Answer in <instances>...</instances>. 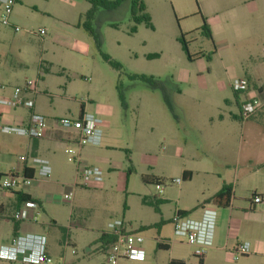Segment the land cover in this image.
Wrapping results in <instances>:
<instances>
[{
    "label": "rangeland",
    "instance_id": "1",
    "mask_svg": "<svg viewBox=\"0 0 264 264\" xmlns=\"http://www.w3.org/2000/svg\"><path fill=\"white\" fill-rule=\"evenodd\" d=\"M143 1L153 27L134 21L131 0L115 8L99 5L92 17L87 15L93 6L91 0H18L11 20L20 31L3 25L0 6V85L37 80L35 106L37 101L42 112L53 116L48 118L54 126V118L76 120L82 102L89 111H104L103 144L85 146L81 161L101 169V183L76 185L75 162L59 153L63 164L66 162L65 176L53 171L46 179L36 173L30 184H41V197H53L45 204L47 212L41 209L38 214L50 245L53 243L51 263L63 259L58 241L61 231L48 225L50 217L55 215L59 224L65 223L74 205L75 219L82 225L72 231L80 244L75 248L76 255L68 248L65 259L110 264L101 246L90 256L83 249L101 230H107L108 222L121 219L128 230H139L147 237L144 246L149 260L141 264H170L171 257L185 264H264V255L256 248L257 241H264L261 215L251 214L243 221L239 239L251 244V252L238 260L224 251L215 258L208 254L202 263L193 254L194 248L185 243L173 242L167 249L158 247L156 241L159 237L174 238L169 219L179 197L188 205L194 204L201 194L215 192L226 181L233 187L235 205L241 206L250 202L255 185L264 183V167L252 173L257 165L249 162L256 160L257 146L253 142L259 145L261 140L255 138L248 144L241 128L248 119L231 117L238 108L230 86L234 78L264 71V0ZM204 20L213 30L212 38L202 31ZM86 22H90L97 38L85 27ZM134 26L137 28L132 32ZM182 32L191 59L182 48ZM152 53L160 56L148 58ZM103 54L119 61L121 69L112 67ZM130 74L155 76L165 88L152 87ZM261 98L264 101V92ZM170 100L176 105L174 113L168 107ZM262 108L252 120L264 127ZM0 112L28 113L24 121L30 114L23 107L1 104ZM220 114L224 117L219 118ZM22 122L0 118V125ZM22 142L15 134L0 132L2 178L18 163L22 172L26 162L21 156L29 157L31 164L32 155ZM184 169L192 173L188 181L182 176ZM177 178L180 183L174 181ZM156 184L163 186V193ZM70 191L73 198L69 201L64 196ZM15 192L0 185V205L4 204L3 209L0 207V245L12 235L8 219L14 213ZM163 197L167 199L161 200ZM190 209L187 215L200 216ZM0 264L9 262L0 259ZM118 264L139 263L127 260Z\"/></svg>",
    "mask_w": 264,
    "mask_h": 264
},
{
    "label": "built area",
    "instance_id": "2",
    "mask_svg": "<svg viewBox=\"0 0 264 264\" xmlns=\"http://www.w3.org/2000/svg\"><path fill=\"white\" fill-rule=\"evenodd\" d=\"M18 0H0L1 22L5 26H11L15 31L21 28L11 20L13 9ZM43 33V31H41ZM234 92L240 93L239 116L242 120L250 119L253 114L260 110L264 102L258 91L252 86L248 78L237 77L231 84ZM39 94L38 81L26 79L23 83L9 86L0 85V104L10 107H23L30 110L29 117L22 125L3 124L0 125V132L4 134H15L17 136L40 139L46 136L51 128L64 130H77L74 142L66 143L65 152L69 161L78 165L76 185L95 186L103 181L101 169L95 165H83L81 163V150L87 145L99 146L103 141V119L90 111L84 110L76 120L66 117L54 118L55 126L47 116L38 113L35 108V97ZM60 129V128H59ZM27 167H34L42 178H48L52 174V167L47 158L32 156L31 164L29 157L21 156ZM24 173L18 175L11 172L9 175L0 178V185L3 189L18 190L23 185L27 186L34 180ZM180 183L181 179L174 180ZM156 189L163 193V186L156 184ZM72 193L65 194L66 200H72ZM263 198L258 193L252 194L254 204L261 203ZM39 204L34 200L23 202L22 206L14 213L13 219L16 222L38 223ZM173 225V237L176 242L185 243L194 248L193 254L202 259L208 249L214 246L218 224V210L216 207L206 204L201 209L199 217H191L180 210H176L171 218ZM106 234L112 237V241L106 248L107 259L110 264H118L122 260L144 261L147 257V250L144 243L147 237L139 230H128L126 223L121 219H114L107 224ZM180 239V240H177ZM159 243L164 240L157 239ZM48 239L42 233L17 234L12 237L8 244L1 245L0 259L9 264H52V258L47 252ZM66 243L69 245L67 236ZM251 252V244L247 241L239 242L231 251L232 259L238 260L240 256L248 255ZM75 253V250H73Z\"/></svg>",
    "mask_w": 264,
    "mask_h": 264
},
{
    "label": "crops",
    "instance_id": "3",
    "mask_svg": "<svg viewBox=\"0 0 264 264\" xmlns=\"http://www.w3.org/2000/svg\"><path fill=\"white\" fill-rule=\"evenodd\" d=\"M212 34H213V30H212ZM260 72L261 71H258V73H256V71H255L254 73L248 75L247 78L250 81V83L252 84V86L255 87V89L258 91L259 96L261 98V93L264 92V71H262L261 73ZM231 84H232V81L230 83V86H231ZM233 94H234V102L236 103V106L238 108V113H232L231 117L233 119H236L235 116L239 117L240 102L242 99V95L240 93L234 92V90H233ZM225 101L227 103H231L229 98H226ZM262 101H263V99H262ZM172 102L170 100V105H168V104L167 105H168L169 109L174 113V111L176 109V105L174 104V102L172 104ZM263 107H264V105H263ZM81 108L83 111L84 110L89 111L87 104L85 102H82ZM262 109L263 108L258 110L255 114H253L251 116L250 120L248 119L247 121L243 122L244 125H242V127H241L242 131H243V137L247 138L246 142L248 144H251V142L255 141V138H257V141L261 140V143L259 145L255 144L253 142V145L255 147L257 146L256 147L257 148L256 160L255 161H249V162L250 163L251 162L256 163V165H257L256 169L257 170L252 171V173H258V172H260L261 168L264 167V127L259 122H257V120L256 121L252 120V118L256 117L257 115H259L261 113ZM34 110H38L39 112H41L45 116H47L49 118H53L52 115H49L48 113L42 112L41 107L38 105L37 101H36V106H35ZM90 112H92V111H90ZM93 113L99 115L102 118L103 117L102 114L104 113V111L102 108H98ZM26 114H28V113L20 112L19 114H16V115H7V114L0 112V115H1L0 118L6 119L9 121H13V120L14 121H18V120L21 121L22 119L24 120L26 118V116H27ZM80 114H81V109H80ZM223 117L224 116L222 114L219 115V118H223ZM211 120L212 121L214 120V116L211 117ZM76 131L77 130H70V129L64 130L61 128L59 129V128L54 127V128H51L50 130H48L45 137L40 138V139L27 138V137H22V136H17V135L16 136L23 139L22 144L28 150L30 155L47 158L50 161V164L52 167V173L54 171V172H56L57 176L62 177V176H65V174H66V165H65L66 162L63 164L62 159L59 158V153L60 154L61 153L66 154V152H65L66 143L69 142L72 144V142H74V138L76 137ZM102 144H103V141L99 146H101ZM259 146H261V147H259ZM83 149L81 150V154H80L81 160H82ZM253 150H254V148H253ZM25 166H27V164H25L23 166L22 172L20 173L19 169L21 168V166L18 163V166L16 168H14L12 170V172L16 173L18 175H21L24 173V167ZM32 168H34V167H32ZM77 168H78V165L76 164V172H75L76 175H77ZM184 171H185V173H184ZM36 173H37V171L35 169L34 177H35ZM182 176L184 177V179H186V181H188L192 178V173H191V171L184 169L182 171ZM48 178H50V177H48ZM75 178H77V177H75ZM53 182L54 181H48V183H50V184H53ZM225 184L231 185L230 183H228L226 181L222 182L220 185H218V187H217L218 189H216L215 192L201 194V197L198 199V201L194 204H191V205L184 203V201H182L181 197H179V199H178L179 201H177V207L174 210V212L176 210H180L184 213H189V211L187 209L191 208L190 212L192 210H197V212L201 213V207L206 205V204L217 207L218 224H217V230H216L215 243H214L213 247L208 249V251L206 252V255L202 258V263H204L206 261L208 254H210L211 258H215L218 254H220L224 251H228L230 253V251L240 242V239H239L240 232L244 228L243 227V221L247 220L251 214H253L255 216L261 215V219L264 218V183H259L258 185H255V187L253 188V193L260 194L263 198V201L261 203L254 204L252 202V198H249L250 202L249 203L247 202L246 205H241V206L235 205L236 197L234 195V191H233L232 199L230 201V205L221 206V205H218L214 202L213 196ZM40 185L41 184H38L35 186L29 185V186H26V187H23V188H20L18 190H14V191H21L23 193L29 194L32 197L38 199L41 202L39 210L44 209V211L47 212L45 209V204L52 202L53 197L51 195H45L44 197H41V195H40L41 193H39V189H38V187ZM70 192L72 193V191H70ZM66 194H68V193H66ZM166 199H167V197H163V199H161V200H166ZM22 204H23V202H20L19 199L17 198V195H16V202L14 203V213L22 206ZM0 207L3 209L4 204H1ZM199 207H200V209H199ZM247 209H253V212H248ZM76 212H77L76 206L72 205L70 208V211H69L68 218L65 220V223H61V224L58 223L57 217H55V215H52L50 217L51 221L49 222L48 225L50 227H52V229L54 231H56L58 228H60L59 231H61V234L58 238V241H59L60 245L62 246V259L63 260L61 263H58V264H82L80 258L65 259V251L71 247L72 248L71 253L76 255L77 250L75 248H77V246H79V244H80L79 241L76 239V237L73 235V231H72L75 228L76 229L81 228V225H82L78 220L75 219ZM174 212H173V214H174ZM14 213H13V215H14ZM13 215L10 217V219H8V221L12 224V235H11V238L8 239L7 243H5V244H8L10 242V240L12 239V237L17 235V234H26V233H42V234H45L44 231L46 230V228L41 226L43 224L42 222L34 223V222L24 221V222H17L16 223L15 220L13 219ZM171 218L172 217H170L169 221H171ZM164 221H166V220L162 219V222H164ZM15 223L17 224V228H18V231L16 233H14ZM106 231L107 230H101L100 235L97 238H94L92 240V242L89 245H87L86 249H83L85 251V253H87L88 256H90L92 253H94L96 250H98L99 246H101L103 249L105 248V245H104L105 243L100 238H101V234L106 233ZM67 236L69 239V245L66 243ZM159 238H161V237H159ZM159 238H157V239H159ZM47 239H48L47 252L50 256H52V252H53L52 251V244L53 243L50 245V240L48 237H47ZM157 239H156V241H157ZM161 239L164 240V242L161 244L163 246L167 247V249H171V243L176 242L174 240V238L168 239V237H164V238L162 237ZM93 243H95V247L91 246V245H93ZM158 243L159 242L157 241V245H158ZM1 245H4V243ZM1 245H0V247H1ZM256 248L258 251L261 252L262 255H264V241L263 240H259L256 242ZM73 250H75V253H73ZM155 253H157V252H155ZM230 255H231V253H230ZM148 257H149V255L147 252V257L144 261H135V262H137L139 264L146 263L149 260ZM231 258H232V255H231ZM172 259H175V258L171 257L169 260V263ZM122 261H127V260H122Z\"/></svg>",
    "mask_w": 264,
    "mask_h": 264
},
{
    "label": "trees",
    "instance_id": "4",
    "mask_svg": "<svg viewBox=\"0 0 264 264\" xmlns=\"http://www.w3.org/2000/svg\"><path fill=\"white\" fill-rule=\"evenodd\" d=\"M93 3L92 8L88 11V16L92 17L95 10L97 9V6L102 5L104 7L107 8H115L118 5H120L124 0H91ZM146 6L143 0H131V12H132V16L133 19L136 23H141V22H145L147 25L153 27L152 22H151V16L145 12ZM204 18V17H203ZM85 27L88 29V31L93 34V36L95 38H97V34L94 31V29L92 28L90 22H86L85 23ZM136 26H134L132 28V32L136 31ZM202 31L203 33L209 37L212 38L213 34H212V29L210 28V26L206 23V21L204 20V23L202 25ZM180 41L182 44V48L185 50V52L188 55V58L191 59L192 56L190 54L189 51V47H188V43L185 39V34L182 32L181 36H180ZM159 53H152V54H148V58H155V57H159ZM103 57L106 61H108L110 63V65L116 69H121V63L115 59H113L110 55L108 54H103ZM130 77L133 79H141L144 82L148 83L149 85H151L152 87H158V88H162L164 89V83L160 80H158L155 76H148L145 74H130ZM121 97H123V94L120 92ZM83 112L82 108H81V113ZM236 119H241V117L239 116H235ZM131 170H129L128 172H130ZM34 172L35 169L32 167H24V174L28 177H33L34 176ZM185 173V171H184ZM2 177V173H0V178ZM17 195V198L19 199L20 202H25L27 200H34L36 202H38L39 206L41 204V202L32 197L29 194L23 193L21 191H16L15 192ZM233 196V188L231 185L229 184H225L214 196H213V200L216 204L221 205V206H228L230 205V201L232 199ZM124 208H127V205H124ZM184 213V212H183ZM16 222V221H15ZM17 223V222H16ZM15 223L14 225V233H16L18 231L17 228V224ZM101 240H103V242L105 243V248H107V246L109 245V243L112 241V237L109 236L106 233L101 234ZM158 247L160 248H167L165 246H163L161 243H158ZM202 262V261H201ZM170 264H185L183 261L181 260H177V259H172L170 261Z\"/></svg>",
    "mask_w": 264,
    "mask_h": 264
}]
</instances>
